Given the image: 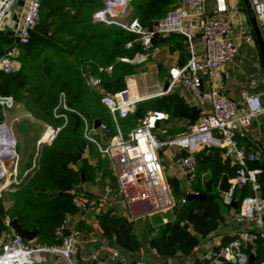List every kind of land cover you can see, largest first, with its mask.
Returning a JSON list of instances; mask_svg holds the SVG:
<instances>
[{
    "label": "trees",
    "instance_id": "1",
    "mask_svg": "<svg viewBox=\"0 0 264 264\" xmlns=\"http://www.w3.org/2000/svg\"><path fill=\"white\" fill-rule=\"evenodd\" d=\"M177 2L132 0L131 8L140 26L149 29ZM102 8V0H41L38 21L26 44H20L16 37L0 29V57L16 48L12 59L18 63L14 72L0 71V97H12L33 120L59 128L49 145L40 146L34 170L11 193L9 208L0 204V240L8 232L5 224L8 218L15 219L26 230L36 228L38 243H59L56 229L65 217L75 216L79 211L74 189L81 184L80 175L83 173L84 182L91 177L92 167L87 158L102 164L96 145L85 137V128L92 129L95 120L108 129L106 138L117 132L125 138L148 111L162 112L169 121L190 120L188 126L200 117L197 107L187 105L175 94H167L139 102L126 117L112 120L100 99L125 89V78L136 73L137 65L120 59L131 58L139 46L132 44L130 49H125V44L134 40V34L116 25L93 20V15ZM169 40L178 49L185 42L183 37L174 35L156 36L153 43L156 46ZM90 79L95 81V86L88 83ZM61 94L66 109L60 105ZM60 114L66 119L55 117ZM92 133L91 138L95 136ZM0 141L4 143L2 139ZM195 158L197 168L191 188L205 194L206 200H186L185 204L172 210V217L165 223L159 221L158 215L143 219L148 246L157 256L190 254L212 232L209 221L216 227L222 220L220 206L224 205L221 198L218 199L217 185L223 175L231 179L235 167L221 158L218 149L203 148L195 152ZM255 183L259 195L264 198V165L256 175ZM253 194L250 184L236 189L233 194V203L237 204L235 211L243 198ZM202 213H207L208 218ZM185 221L190 223L193 233L188 232ZM97 223L103 236L120 249L139 252L140 240L133 224L123 215L109 208L97 215ZM231 239L223 241L209 259L194 264H208ZM244 251L247 257H254L253 264H260L264 261V240L257 238Z\"/></svg>",
    "mask_w": 264,
    "mask_h": 264
},
{
    "label": "built area",
    "instance_id": "2",
    "mask_svg": "<svg viewBox=\"0 0 264 264\" xmlns=\"http://www.w3.org/2000/svg\"><path fill=\"white\" fill-rule=\"evenodd\" d=\"M40 1L24 0L22 15L14 26L15 37L20 44L27 43L30 31L38 21ZM131 1L102 0L103 8L93 15L94 21L116 25L135 35L132 42L125 44V49H130L132 44H138L139 50L131 58L120 60L132 65L146 62L155 50L153 39L156 36L162 38L181 36L192 50V35L193 33L199 35L204 48L203 58L197 59L191 53V57L183 66L170 70V84L183 85L191 94L194 103L208 110V113L188 126L186 132L172 138H163L156 133L157 123L165 118L163 113L156 111H148L127 137H122L118 132L113 137L107 138L104 144L96 142L89 136L93 128H85V137L96 145L98 152L109 163L110 174L116 183L117 193L123 203L127 219L135 223L185 204L184 197L175 198L172 193L163 172L161 151L174 148L185 153L176 159V164L184 170L186 182L192 185L197 168L195 152L203 148H213L220 150L224 160L235 167L234 176L228 181V191L221 194L222 204L232 207L236 189L250 184L254 194L241 200L234 213V220L237 223L250 222L258 229H262L264 198L259 195V188L255 183L256 175L260 170H248L244 164L246 161L258 162L259 159L253 154L245 153L239 147L235 136L249 128L253 117L264 113V101L256 95H247L245 107L239 111L233 101L221 96L211 85L214 71L230 61L235 53L230 36L231 23L221 15L224 12V0H215L217 14L212 16L204 9L207 0H178L176 6L149 29L141 27L136 19L124 20L131 8ZM17 2L18 0H0V28ZM248 4L264 43V0H248ZM16 51V48H12L0 57V71L10 73L17 69V63L12 59ZM201 73L205 75L206 84L203 83ZM130 86L131 84L128 83L123 91L103 95L100 99L114 122L116 117H126L137 103L162 95V92L146 96L135 95L130 92ZM0 99H4L0 102L3 110L8 111L15 105L12 97H0ZM60 105L66 109L63 94L60 95ZM55 117L66 119L63 114ZM98 130L103 135L108 133V129L102 124ZM58 131L59 128L48 126L38 139L37 145H49ZM0 139L7 142L6 148L0 141L1 197L3 193H13L20 187L26 176L34 170L37 154L32 165L20 173L16 141L13 133L3 122L0 123ZM5 149L8 151L7 154L3 153ZM187 194L199 193L189 190ZM77 205L81 211L86 210L83 201H77ZM69 219L65 217L56 229V235L60 238L59 243L50 245L38 243L36 240L26 243L8 229L0 240V264H37L35 255H54L64 259L67 264H78L73 257L81 233L75 227H67ZM184 223L187 227H191L187 221ZM259 237L264 239L260 231L258 233L249 230L237 231L231 241L222 247L208 264H246L248 257L244 248L253 245ZM118 260V253L113 251L103 263L110 264ZM98 261L99 257L92 254L84 264H98ZM135 264L146 263L138 261Z\"/></svg>",
    "mask_w": 264,
    "mask_h": 264
},
{
    "label": "crops",
    "instance_id": "3",
    "mask_svg": "<svg viewBox=\"0 0 264 264\" xmlns=\"http://www.w3.org/2000/svg\"><path fill=\"white\" fill-rule=\"evenodd\" d=\"M23 8L24 0H18L16 6L5 19L0 29L6 30V28H9L12 24L15 26L20 20ZM204 9L208 15H216L215 0H207ZM221 15L227 18L231 23L232 29L230 36L234 43L235 53L230 61L221 65L214 71L211 85L218 90L221 96L233 101L238 106V110L242 111L245 107V97L247 95H256L264 101V53L261 51V47H263L264 50V43L256 22L246 10L245 0H224V12ZM191 48L192 50L187 46L186 42L182 43L181 49L176 48L171 40L160 42L155 46V50L149 59L137 65L136 73L125 78V88H127V84L129 83L131 84L130 92L132 94L143 96L162 92V95L153 98L167 94H175L187 105L197 107L200 116L207 114L208 110L197 106L191 94L183 85L179 83L170 84L169 72L171 69L183 66L191 57V53H193L197 59H202L204 56L202 40L199 35L195 33L192 35ZM200 76L203 83L206 84L207 80L205 75L201 73ZM165 85H168L167 91L163 90ZM0 107L3 109L1 105ZM8 111L19 113V115H16L12 119V122L22 118L31 123L35 122L38 125L35 129L28 128V126L26 127V138L28 139V137L31 136L32 139H36V144L34 145L30 165L27 162L28 160H25L24 153L20 155L23 165L18 169L21 173L32 165L34 157L38 154L40 149V146L37 145V141L48 125L33 120L31 116L24 111L23 107L16 103L14 107ZM164 115L165 118L157 123L155 129L160 137L172 138L186 132L190 120L169 121L167 115ZM5 121H7V118ZM263 131L264 113L253 117L250 121L249 128L236 134L239 147L245 153L253 154L259 159V170L261 166L264 165ZM92 132V134L95 135L92 136V138L96 142L102 144L107 142L106 135H103L98 129ZM37 136L38 138H36ZM6 152L7 151H4L5 154H7ZM183 153L184 152L174 148L165 149L160 153L163 172L171 186L172 193L176 196H174L175 198H182L183 194H187L189 190H192V185L186 182L184 170L176 164V159L183 156ZM17 156H19L18 153ZM220 156L224 160L221 152ZM101 157L103 156L101 155ZM87 159L92 167L90 180L86 182L82 180L81 184L74 189L75 199L77 201H83L86 205V210L81 211L79 209L77 215L67 216L70 218L67 227H75L81 233L73 257L74 261L78 264H84L92 254H96L99 257L98 264H106L103 263L104 259L113 251L118 253L119 260L110 264H135L138 261H143L146 264H194L204 259H209L214 255L217 248L222 245L223 241L231 239L237 231L249 230L255 233L260 231L264 235V227L258 229L250 222L237 223L234 220L235 208L220 206L222 220L216 224V227L208 236L202 239L201 244L186 256H157L150 249L147 241H140L141 247L139 252L129 253L123 251L112 241L103 236L97 223V215L109 208L116 214L123 215L127 218L123 203L117 193L116 183L111 178L109 163L105 158L108 168H104L103 164L98 165L94 158L88 157ZM81 174L84 179L83 173ZM229 180L228 178V181ZM221 196L220 193L219 200ZM10 204H8L5 209H8ZM171 211L159 214L157 216L159 217V221L165 223L168 217H172L173 214L170 213ZM187 230L193 233L192 227H187ZM92 240H94V242H92ZM34 259L37 264H67L64 259L54 255H35ZM260 264H264V261Z\"/></svg>",
    "mask_w": 264,
    "mask_h": 264
},
{
    "label": "rangeland",
    "instance_id": "4",
    "mask_svg": "<svg viewBox=\"0 0 264 264\" xmlns=\"http://www.w3.org/2000/svg\"><path fill=\"white\" fill-rule=\"evenodd\" d=\"M134 18V12L132 10V8H130V10L128 11V13L126 14V16L124 17V20L129 21L131 19ZM6 32L10 33L11 35H13L15 37V31H14V25L12 24L9 28H6ZM17 63V62H16ZM18 66V63H17ZM88 83L91 86H95L94 80L90 79L88 80ZM1 112L3 114V123H5L7 125V128L13 132L14 137H15V141H16V152L18 153V168L20 169L23 165V162L21 161V157L20 155L22 153H24L25 155V160H28V164L30 165L31 160H32V154L34 151V145L36 144L35 140L36 139H32L31 136L28 137V139L26 138L25 132H26V127L28 126V128L30 127L31 129H35L38 127L37 123L35 122H30L26 119H22L20 118L18 121H14L12 122V119L16 116L19 115V113H15V112H11V111H6L3 110L1 108ZM7 118V121H5V119ZM38 138V136L36 137ZM6 146V145H5ZM7 151V150H4ZM3 151V153H4ZM8 153V151L6 152ZM35 154V153H34ZM101 161L103 164L104 168H108V164L105 161L104 157H101ZM29 168V167H28ZM12 201V197H11V193H3L2 196L0 197V204L6 208V206L8 204H10V202ZM172 212V211H171ZM170 212V213H171ZM165 213H168L165 212ZM144 226H145V220H141L135 224H133L134 227V232L137 235V237L139 238V240L141 242H146V237L144 235ZM43 244V243H42Z\"/></svg>",
    "mask_w": 264,
    "mask_h": 264
},
{
    "label": "water",
    "instance_id": "5",
    "mask_svg": "<svg viewBox=\"0 0 264 264\" xmlns=\"http://www.w3.org/2000/svg\"><path fill=\"white\" fill-rule=\"evenodd\" d=\"M245 4H246V10L249 14H251V9L250 6L248 4V0H245ZM262 45V44H261ZM261 51L262 53H264L263 47H261ZM168 89V85H165L163 90L167 91ZM4 99H0V102H3ZM100 121L99 120H95L93 123V130H97L100 126ZM215 155H219L217 152L214 153ZM245 167L248 170H254V169H258L259 168V163L258 162H251V161H246L245 163ZM83 180L82 174H81V181ZM229 189V183H228V178L226 175H223L221 177V179L219 180V183L217 185V191L221 194H224L228 191ZM183 197L187 200V201H191V200H196V201H205L206 200V195L205 194H197V195H191V194H183ZM233 208L237 207L236 203H233L232 205ZM202 216L204 218H208V214L207 213H202ZM210 225L211 227L214 229L215 228V224L210 220ZM6 227L11 230L16 236H18L21 240H23L26 243H31L34 240H36V235H37V229L34 228L32 230H26L25 228H23L15 219H6L5 221ZM254 262V257L253 256H249L247 259L246 264H253ZM224 264H228V263H224Z\"/></svg>",
    "mask_w": 264,
    "mask_h": 264
},
{
    "label": "bare ground",
    "instance_id": "6",
    "mask_svg": "<svg viewBox=\"0 0 264 264\" xmlns=\"http://www.w3.org/2000/svg\"><path fill=\"white\" fill-rule=\"evenodd\" d=\"M3 141H4V140H3ZM3 144H4V146H5V145H7V142H6V141H4V143H3ZM8 146H9V143H8ZM6 148H7V147H6ZM5 150H7V149H5ZM4 154H5V153H4Z\"/></svg>",
    "mask_w": 264,
    "mask_h": 264
}]
</instances>
